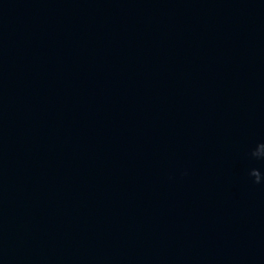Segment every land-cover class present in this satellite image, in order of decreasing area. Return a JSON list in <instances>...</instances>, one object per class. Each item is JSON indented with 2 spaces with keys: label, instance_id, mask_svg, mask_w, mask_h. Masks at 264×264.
I'll use <instances>...</instances> for the list:
<instances>
[{
  "label": "water",
  "instance_id": "1",
  "mask_svg": "<svg viewBox=\"0 0 264 264\" xmlns=\"http://www.w3.org/2000/svg\"><path fill=\"white\" fill-rule=\"evenodd\" d=\"M0 264H264V0H0Z\"/></svg>",
  "mask_w": 264,
  "mask_h": 264
}]
</instances>
